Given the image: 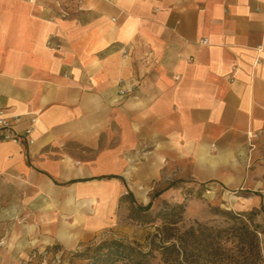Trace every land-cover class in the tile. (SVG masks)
<instances>
[{"label":"crops","instance_id":"1","mask_svg":"<svg viewBox=\"0 0 264 264\" xmlns=\"http://www.w3.org/2000/svg\"><path fill=\"white\" fill-rule=\"evenodd\" d=\"M0 109V264L88 245L127 197L264 209V0H0Z\"/></svg>","mask_w":264,"mask_h":264},{"label":"rangeland","instance_id":"2","mask_svg":"<svg viewBox=\"0 0 264 264\" xmlns=\"http://www.w3.org/2000/svg\"><path fill=\"white\" fill-rule=\"evenodd\" d=\"M191 187L184 190L181 200L176 202L169 199H161L159 194H152L151 206L146 211L135 209L136 202L130 197L126 201H122L119 216L120 221H112L103 229L98 231L94 239L85 246L80 247L68 259V264H89L90 257L93 255V249L103 240L119 239L127 243L137 250L147 252L144 260L146 264H168L161 259L159 250L156 247L159 238V230L162 221H169V218L162 216L163 212H171L172 205L182 203L184 208L180 213H176L170 219H177L178 222L174 225L178 233L194 225H206L210 229H222L221 234L217 236L220 242L225 243V250L220 256L213 254L211 248L206 251L200 250L197 244H193L189 249L192 252L194 264H264V209L259 210L252 217V220L242 218L243 221H253V225H257L258 245L260 257H253L251 260L247 258L243 246L240 242L241 236L238 233L230 231V226L234 221H241V218H230L223 211H228L234 216L249 211H240L232 205L230 195L224 193L222 189L215 190L213 199H208L201 194L204 192L203 187H198L192 193ZM206 195V194H205ZM196 197L202 200L203 205H188L187 199ZM135 203V204H134ZM129 204V205H128ZM253 210V209H252ZM238 226V223L236 224ZM199 240V239H198ZM197 241V240H196ZM114 264H131L126 260L118 261Z\"/></svg>","mask_w":264,"mask_h":264},{"label":"trees","instance_id":"3","mask_svg":"<svg viewBox=\"0 0 264 264\" xmlns=\"http://www.w3.org/2000/svg\"><path fill=\"white\" fill-rule=\"evenodd\" d=\"M150 206V202L146 205L136 204L135 209L146 211ZM183 208L184 206L182 203H176L172 205L170 209L171 212L162 213L164 218H169V221H162L158 243L155 247L159 250L162 261L168 264H194V259L191 257L193 254L189 251V248L193 246L194 243L197 244L202 251L207 252V249L211 248L213 254L221 256L226 247L225 243L220 242L217 236L221 234L222 229H210L206 225H197L196 227L191 225L183 232L178 233L174 227L178 220L170 218L176 213L183 211ZM259 210L263 209H253L250 212L236 216L228 211H223L230 218H241V221H234L229 230L241 236L240 242L243 243L244 252L247 254V258L251 257V260L253 257H260L258 245V232L260 231L256 228L257 225H253V221H243L242 218L252 220V217L257 214ZM237 223L238 226H236ZM93 251L94 253L90 257L89 264H114L123 260L131 264H146L144 257L147 252L137 250L119 239L103 240ZM70 255L73 256V253Z\"/></svg>","mask_w":264,"mask_h":264},{"label":"built area","instance_id":"4","mask_svg":"<svg viewBox=\"0 0 264 264\" xmlns=\"http://www.w3.org/2000/svg\"><path fill=\"white\" fill-rule=\"evenodd\" d=\"M30 3H35L38 0H27ZM68 11L61 9V15L66 16ZM207 39H201L200 43L206 44ZM59 48V45H55ZM178 79V76H175ZM139 85V81H131L127 87L120 88L119 97L123 98L129 95L134 88ZM31 132V128H28L24 131L25 135H28ZM21 134L16 132L13 129V122L10 117L6 116L3 110L0 109V142L3 141H12L20 142ZM206 193H209V190H205ZM2 241H0V245ZM69 251L62 250L58 247H43L35 248L22 260L20 264H68V259L71 257Z\"/></svg>","mask_w":264,"mask_h":264}]
</instances>
